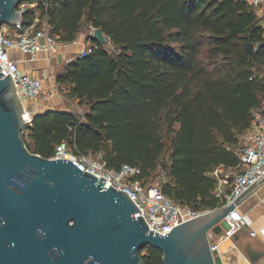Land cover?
<instances>
[{"label": "trees", "instance_id": "16d2710c", "mask_svg": "<svg viewBox=\"0 0 264 264\" xmlns=\"http://www.w3.org/2000/svg\"><path fill=\"white\" fill-rule=\"evenodd\" d=\"M48 17L58 41L86 23L116 50L89 33L97 47L57 76L83 111L35 115L28 148L49 158L65 142L102 153L110 168L137 165L149 180L167 150L164 193L198 210L222 205L211 172L240 164V134L264 103V35L247 0H51ZM142 250L144 264H163L160 249Z\"/></svg>", "mask_w": 264, "mask_h": 264}, {"label": "water", "instance_id": "95a60500", "mask_svg": "<svg viewBox=\"0 0 264 264\" xmlns=\"http://www.w3.org/2000/svg\"><path fill=\"white\" fill-rule=\"evenodd\" d=\"M23 1L0 0V27L19 22L23 13L18 6ZM91 36L102 44L109 42L101 28ZM58 57L62 60L61 54ZM1 69L0 264H144L140 252L146 246L162 251L163 264H225L220 249L212 250L209 232L220 235L223 218L264 178L233 201L163 235L149 228L127 191L67 158L50 159L28 148L23 137L28 125L24 105L11 73L5 75ZM37 223L62 228L58 235L64 238L63 261H51L32 246Z\"/></svg>", "mask_w": 264, "mask_h": 264}, {"label": "built area", "instance_id": "2783aa9c", "mask_svg": "<svg viewBox=\"0 0 264 264\" xmlns=\"http://www.w3.org/2000/svg\"><path fill=\"white\" fill-rule=\"evenodd\" d=\"M253 7L259 19L264 35V0H247ZM51 0H24L18 9L23 13L34 11V18L30 24H25L23 15L15 25L3 24L0 27V66L1 71L7 75L11 73L19 97L24 105L23 116L30 124L33 114L30 104L38 99L44 92L43 79L20 67V54L29 55L34 59L41 51L51 52L58 46V39L52 34L49 24L48 8ZM92 32L90 33V35ZM97 47L95 42H89L84 50L77 55L83 56ZM76 55V56H77ZM264 107L255 109L254 119L247 129L246 139L240 151L239 168L230 182L229 175L220 176L219 167L211 172L216 178L215 193L223 202L222 205L233 201L254 182L264 178ZM50 159L67 158L83 171H89L105 177L115 188L125 190L132 200L142 210L150 229L163 233L177 224L187 221L209 210H198L188 205L176 202L164 193L163 184L152 182L142 176V169L137 165L123 164L120 168H110L103 159L102 153L83 154L74 152L63 142L56 146ZM230 182V183H229ZM226 184L229 188L225 189ZM249 226L248 218L238 208L230 211L222 220L223 231L218 239L211 242L212 250L220 248V243L231 239L238 231ZM215 236L210 231L209 235ZM264 236V227L258 231L251 230L250 235ZM264 264V261L261 263Z\"/></svg>", "mask_w": 264, "mask_h": 264}, {"label": "crops", "instance_id": "0c3cea01", "mask_svg": "<svg viewBox=\"0 0 264 264\" xmlns=\"http://www.w3.org/2000/svg\"><path fill=\"white\" fill-rule=\"evenodd\" d=\"M90 29L89 27L88 32H80L70 43L58 41L55 50L41 51L34 59L29 55L20 54V67L43 79V94L30 104L33 116L48 110L78 112L76 109L79 105L78 100L66 95L68 91L64 90L66 85L59 83L57 76L91 42L88 40V35L92 32ZM59 54L62 55V60H59ZM224 168L230 172L236 170L235 167ZM238 210L248 218L249 226L238 231L231 239H225L220 243L219 249L223 260L225 264H261L264 261V236L261 234L251 236L250 232L264 227V183L243 201ZM232 249L238 250L242 259L228 257V252Z\"/></svg>", "mask_w": 264, "mask_h": 264}, {"label": "flooded vegetation", "instance_id": "af4514ba", "mask_svg": "<svg viewBox=\"0 0 264 264\" xmlns=\"http://www.w3.org/2000/svg\"><path fill=\"white\" fill-rule=\"evenodd\" d=\"M62 228L46 226L41 223L33 226L32 246L44 252L51 261L64 260V238L61 234ZM17 244V241H16ZM19 246L21 242L19 241ZM146 251V250H145Z\"/></svg>", "mask_w": 264, "mask_h": 264}, {"label": "rangeland", "instance_id": "374dc122", "mask_svg": "<svg viewBox=\"0 0 264 264\" xmlns=\"http://www.w3.org/2000/svg\"><path fill=\"white\" fill-rule=\"evenodd\" d=\"M88 29H89V26L86 24V23H83L82 25V28H81V32H88ZM92 30V33H93V28L90 29ZM105 47L110 51V52H114L116 50V47L115 45L109 41L107 44H105ZM64 90H67V87L65 86L64 87ZM66 95H67V92H66ZM85 106H79L76 107L78 113H81L83 111ZM263 107H264V103H263ZM264 111V110H263ZM163 136H164V139L167 143H169V136L164 132L163 133ZM240 146L241 148L243 147L244 143H245V139H246V132L245 133H241L240 134ZM169 162V151H165L161 157H160V160H159V165L157 166V168L152 172V175L150 177V180L152 182H155V183H162L163 181H165L168 177H167V168L165 167V164ZM239 168H236V170L234 172H230L228 170H226L224 167H219V170H218V174L220 176H225V175H229L230 177V182L232 181L233 179V176L238 172ZM229 182V183H230ZM229 188V184H226L225 186V189ZM210 238L215 241L218 239L217 236H211V234L209 235ZM146 251L145 250H142V253L144 254Z\"/></svg>", "mask_w": 264, "mask_h": 264}, {"label": "bare ground", "instance_id": "6f19581e", "mask_svg": "<svg viewBox=\"0 0 264 264\" xmlns=\"http://www.w3.org/2000/svg\"><path fill=\"white\" fill-rule=\"evenodd\" d=\"M224 245V244H223ZM223 245L221 246V247H223ZM228 251V250H227ZM234 254V255H233ZM228 257H234V259H237V260H240V259H242L241 257V254H240V252L238 251V250H236V249H232V251H229L228 252V255H227Z\"/></svg>", "mask_w": 264, "mask_h": 264}]
</instances>
